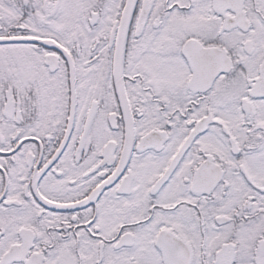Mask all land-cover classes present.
Listing matches in <instances>:
<instances>
[{"label":"flooded vegetation","instance_id":"1","mask_svg":"<svg viewBox=\"0 0 264 264\" xmlns=\"http://www.w3.org/2000/svg\"><path fill=\"white\" fill-rule=\"evenodd\" d=\"M0 264H264V0H0Z\"/></svg>","mask_w":264,"mask_h":264}]
</instances>
